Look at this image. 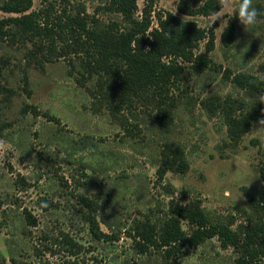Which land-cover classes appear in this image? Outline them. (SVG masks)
<instances>
[{"label": "rangeland", "instance_id": "rangeland-1", "mask_svg": "<svg viewBox=\"0 0 264 264\" xmlns=\"http://www.w3.org/2000/svg\"><path fill=\"white\" fill-rule=\"evenodd\" d=\"M47 1L34 0L32 9ZM51 1L58 10L63 6V0ZM203 2L137 1V14L147 9L152 26H158L159 14L172 12L215 33L212 66L185 64L181 87L188 92L177 100L168 129L161 127L153 104L113 113L106 100L100 102L92 93L99 75L81 77L74 65L85 53L59 55L62 39H54L61 49L56 52L35 47L34 41L48 43L47 38L0 40V264H237L239 253L223 248L217 237L175 253L153 246L143 252L134 238L143 222L161 234L172 204L199 198L211 217L236 225L245 220L249 196L259 197L264 186V128L253 122L235 143L219 117L201 104L212 91L243 92L224 77L227 69L232 75L260 73L264 18L246 29L239 24L225 47L222 35L240 0L214 24L212 15H188L179 8ZM259 3L264 0H252L253 7ZM95 5L87 1L88 11ZM11 15L16 14L0 10V19ZM168 144L184 151L185 172L161 175ZM44 199L51 207L41 208ZM85 212L96 216L106 236L93 235ZM182 224L188 231L190 225Z\"/></svg>", "mask_w": 264, "mask_h": 264}, {"label": "trees", "instance_id": "trees-1", "mask_svg": "<svg viewBox=\"0 0 264 264\" xmlns=\"http://www.w3.org/2000/svg\"><path fill=\"white\" fill-rule=\"evenodd\" d=\"M87 1L96 3L92 13L87 9ZM137 1L63 0L58 10L54 2L48 0L46 7L33 10L34 0H3L0 10L16 15L0 19V40L47 38L48 43L34 41L35 47L47 48L49 52L63 49L59 55L82 51L84 57L74 66L81 77H85V73L89 77L99 75L98 89L92 93L100 102L106 100L113 113L139 104H153L158 122L168 129L177 100L188 92L181 87L185 64L190 63L195 68L212 66L215 33L172 12L159 14L158 26H152L147 9L141 17L137 14ZM179 8L188 15L209 16L219 10V4L218 0H204L197 8L181 5ZM254 8L259 13L257 18H264V4L259 3ZM237 15L238 9L223 32L225 47L231 44L240 24ZM208 35L206 49L197 53L200 41ZM55 38L63 40L61 49L56 47ZM224 77L243 92L233 95L212 91L201 99V104L208 114L219 117L230 139L239 143L252 123L264 118V104L257 102L258 96L264 94V64L257 74L239 71L232 75L227 69ZM167 147L161 175L168 170L185 172L188 161L184 151L180 147L172 150L169 144ZM262 177L264 181V170ZM80 199L90 209L95 204L83 195ZM43 201L46 209L51 207V201ZM243 212L245 220L235 225L234 220L211 217L200 198L185 205L176 202L170 206L162 223L161 234L156 233L154 224L143 222L135 228L134 238L143 252L153 246L168 247V253H175L185 246L197 247L217 237L223 248L232 247L239 253L237 264H264V186L259 197L249 196V205ZM83 215L97 239L106 236L92 212ZM183 221L190 225L188 231L183 228Z\"/></svg>", "mask_w": 264, "mask_h": 264}, {"label": "clouds", "instance_id": "clouds-1", "mask_svg": "<svg viewBox=\"0 0 264 264\" xmlns=\"http://www.w3.org/2000/svg\"><path fill=\"white\" fill-rule=\"evenodd\" d=\"M219 10L212 14L213 19L211 23H215L217 20H223L224 10L232 7L233 0H218ZM259 13L256 8L252 6V0H240L238 4V20L241 25L246 29L248 26H253L257 23V17ZM257 102L264 104V94L258 96ZM262 116H264V111H262ZM259 124V128H264V118L259 119L254 122ZM47 207V204L44 203L41 205V208Z\"/></svg>", "mask_w": 264, "mask_h": 264}]
</instances>
